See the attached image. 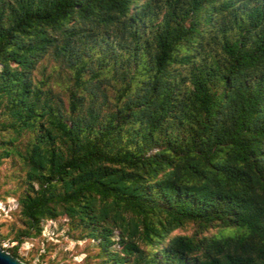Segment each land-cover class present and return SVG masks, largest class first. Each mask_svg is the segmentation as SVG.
Wrapping results in <instances>:
<instances>
[{"label": "trees", "instance_id": "obj_1", "mask_svg": "<svg viewBox=\"0 0 264 264\" xmlns=\"http://www.w3.org/2000/svg\"><path fill=\"white\" fill-rule=\"evenodd\" d=\"M48 55L67 109L33 78ZM0 65L2 127L30 134L14 257L66 215L105 264H264V0H0Z\"/></svg>", "mask_w": 264, "mask_h": 264}, {"label": "rangeland", "instance_id": "obj_2", "mask_svg": "<svg viewBox=\"0 0 264 264\" xmlns=\"http://www.w3.org/2000/svg\"><path fill=\"white\" fill-rule=\"evenodd\" d=\"M249 3L251 4V1ZM33 78L43 89H50L54 94V100L60 99L64 108L67 109L68 86L71 83L69 69L48 55L38 63L33 71ZM108 80L105 78L98 81L96 83L100 86L98 89L93 86V83L87 84L85 90L83 87L79 89L88 97L87 101H89L88 92L91 87H94L95 93H99L98 101L102 98L100 91H105L110 102L104 107L103 114L114 108L113 95L118 86V83ZM3 121L4 117L0 115V246L6 250L17 243L16 237L25 228L20 213L19 197L26 187L23 181L26 169L16 150L23 152L30 134L17 136L12 129H3ZM5 151L9 153L6 154ZM128 216L126 215L127 218ZM194 231L193 224H186L173 233L192 235ZM87 232L88 229H84L66 215H60L55 219H44L41 233L34 237H25L18 247V254L22 258L21 261L27 264H105L106 256L100 253L98 240L89 237ZM227 232L235 233L236 230L213 226L204 234L219 235ZM111 239L113 244L110 249L124 254L122 247L118 244L119 229H113ZM135 240L144 256L153 255L154 248L138 239ZM136 256L137 253H134L124 264H135ZM138 264L144 263L139 260Z\"/></svg>", "mask_w": 264, "mask_h": 264}, {"label": "water", "instance_id": "obj_3", "mask_svg": "<svg viewBox=\"0 0 264 264\" xmlns=\"http://www.w3.org/2000/svg\"><path fill=\"white\" fill-rule=\"evenodd\" d=\"M0 264H27L0 246Z\"/></svg>", "mask_w": 264, "mask_h": 264}]
</instances>
